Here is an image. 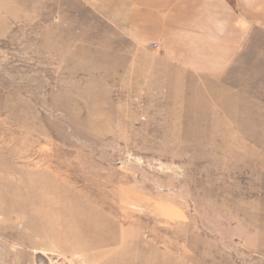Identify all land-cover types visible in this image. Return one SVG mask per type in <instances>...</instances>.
I'll use <instances>...</instances> for the list:
<instances>
[{"label": "rangeland", "instance_id": "obj_1", "mask_svg": "<svg viewBox=\"0 0 264 264\" xmlns=\"http://www.w3.org/2000/svg\"><path fill=\"white\" fill-rule=\"evenodd\" d=\"M130 48L0 0V264H264V42L163 83Z\"/></svg>", "mask_w": 264, "mask_h": 264}, {"label": "crops", "instance_id": "obj_2", "mask_svg": "<svg viewBox=\"0 0 264 264\" xmlns=\"http://www.w3.org/2000/svg\"><path fill=\"white\" fill-rule=\"evenodd\" d=\"M91 2L96 20L107 24L131 50L154 60L148 65L153 71L144 79L147 82L219 74L242 52L260 51L264 42V0Z\"/></svg>", "mask_w": 264, "mask_h": 264}, {"label": "built area", "instance_id": "obj_3", "mask_svg": "<svg viewBox=\"0 0 264 264\" xmlns=\"http://www.w3.org/2000/svg\"><path fill=\"white\" fill-rule=\"evenodd\" d=\"M152 48H156V45H152Z\"/></svg>", "mask_w": 264, "mask_h": 264}]
</instances>
